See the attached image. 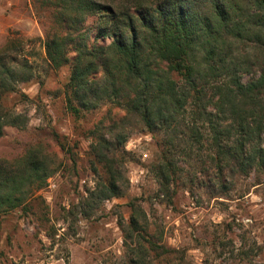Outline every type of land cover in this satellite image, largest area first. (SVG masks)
Listing matches in <instances>:
<instances>
[{"label": "trees", "instance_id": "obj_1", "mask_svg": "<svg viewBox=\"0 0 264 264\" xmlns=\"http://www.w3.org/2000/svg\"><path fill=\"white\" fill-rule=\"evenodd\" d=\"M34 2L50 18L46 61L67 69L66 109L79 116L113 101L146 131L166 136L157 139L159 154L150 165L160 192L181 180L178 155L189 158L205 138L211 151L200 172L210 175L218 194L227 191L232 174H264V0ZM8 42L0 50V136L6 125H25L23 112L7 100L33 76L26 59L9 55L14 41ZM179 117L188 118L184 131L177 129ZM168 131L181 134L186 145L180 148ZM92 134L89 153L101 169L94 168L99 180L77 204L84 215L123 193L116 157L127 135L111 123ZM49 161L35 146L13 160L0 158V212L43 186ZM131 209L130 234L145 231L143 210L135 203Z\"/></svg>", "mask_w": 264, "mask_h": 264}, {"label": "rangeland", "instance_id": "obj_2", "mask_svg": "<svg viewBox=\"0 0 264 264\" xmlns=\"http://www.w3.org/2000/svg\"><path fill=\"white\" fill-rule=\"evenodd\" d=\"M44 11L34 0H0V50L13 40L9 55L26 59L33 74L7 100L26 122L3 128L0 158L13 160L35 146L52 167L23 204L0 212V264H264V174H232L218 194L210 175L200 172L211 151L205 138L189 158L175 157L181 180L160 192L150 165L159 154L157 139L166 136L146 131L113 101L79 116L66 109L67 69L46 61ZM177 121L184 131L188 118ZM109 123L127 135L116 157L123 193L84 215L77 204L99 180L89 153L92 130ZM169 135L186 145L181 134ZM131 203L143 210L145 231L130 234Z\"/></svg>", "mask_w": 264, "mask_h": 264}, {"label": "built area", "instance_id": "obj_3", "mask_svg": "<svg viewBox=\"0 0 264 264\" xmlns=\"http://www.w3.org/2000/svg\"><path fill=\"white\" fill-rule=\"evenodd\" d=\"M49 186H54V184H53V183H51Z\"/></svg>", "mask_w": 264, "mask_h": 264}]
</instances>
